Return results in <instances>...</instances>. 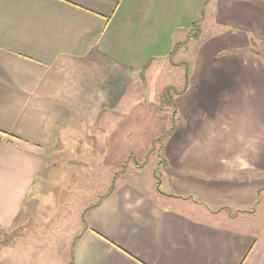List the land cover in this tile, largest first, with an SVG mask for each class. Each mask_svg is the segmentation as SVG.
Masks as SVG:
<instances>
[{
	"label": "crops",
	"instance_id": "1",
	"mask_svg": "<svg viewBox=\"0 0 264 264\" xmlns=\"http://www.w3.org/2000/svg\"><path fill=\"white\" fill-rule=\"evenodd\" d=\"M205 1L0 0V249L58 126L143 93L196 25L160 184L87 207L69 264H264V0Z\"/></svg>",
	"mask_w": 264,
	"mask_h": 264
},
{
	"label": "rangeland",
	"instance_id": "2",
	"mask_svg": "<svg viewBox=\"0 0 264 264\" xmlns=\"http://www.w3.org/2000/svg\"><path fill=\"white\" fill-rule=\"evenodd\" d=\"M207 27L205 37L215 34ZM185 39L178 34L172 42L177 46ZM259 47L264 56V43ZM135 49L121 47V55L136 59ZM181 50L169 54L171 61L156 64L141 82L143 93L130 92L115 112L104 111L97 124L72 119L58 126L44 148V167L3 240L7 247L0 249V264H69L87 207L125 182L142 188L160 184L154 173L165 169L163 145L181 120L172 102L186 84L179 62L190 53ZM160 190H166L162 184ZM260 198L264 202V192Z\"/></svg>",
	"mask_w": 264,
	"mask_h": 264
},
{
	"label": "trees",
	"instance_id": "3",
	"mask_svg": "<svg viewBox=\"0 0 264 264\" xmlns=\"http://www.w3.org/2000/svg\"><path fill=\"white\" fill-rule=\"evenodd\" d=\"M194 27H195V29H193V31H191V33L188 35V37H187V40H189V39H191V38H197V34H199V33H201V31H200V29H199V27L198 26H196V25H194ZM197 31V33H195ZM187 40L184 42V43H181V44H179V45H177L176 47H175V49H174V51L171 53V55H173V54H175L182 46H185L186 45V43H187ZM187 78H188V73H187V76H186ZM188 80V79H187ZM172 102H173V100H172ZM174 103V102H173ZM174 105V104H173ZM175 127H176V125H175V123H174V125H173V127L171 128V130H170V132L168 133V135H171L173 132H174V130H175ZM0 233H2V234H4L5 233V231L0 227Z\"/></svg>",
	"mask_w": 264,
	"mask_h": 264
}]
</instances>
